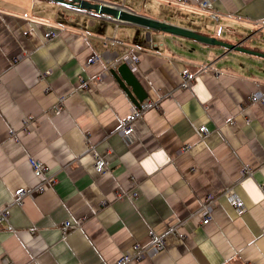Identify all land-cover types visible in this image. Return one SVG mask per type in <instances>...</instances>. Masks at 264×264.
I'll list each match as a JSON object with an SVG mask.
<instances>
[{"label": "crops", "instance_id": "1", "mask_svg": "<svg viewBox=\"0 0 264 264\" xmlns=\"http://www.w3.org/2000/svg\"><path fill=\"white\" fill-rule=\"evenodd\" d=\"M90 1L230 42L239 40L231 31L253 34L243 45L264 51V0H213L208 10L201 0ZM130 49L148 98L161 102L131 142L120 130L139 105L111 72ZM186 72L194 78L183 87ZM260 93L264 58L54 0H0V210L9 215L0 264H117L152 231L167 234L166 248L140 264H264V106L251 101ZM32 157L53 185L19 202L40 182Z\"/></svg>", "mask_w": 264, "mask_h": 264}, {"label": "built area", "instance_id": "2", "mask_svg": "<svg viewBox=\"0 0 264 264\" xmlns=\"http://www.w3.org/2000/svg\"><path fill=\"white\" fill-rule=\"evenodd\" d=\"M199 6L202 9L208 10L213 7V0H201L199 2ZM213 17L218 18L216 14H211ZM55 34V33H54ZM96 57L94 60H97ZM127 63L131 65L133 68L136 63L139 62V56L133 50H128L121 55H117L113 66L116 67L121 63ZM49 71H46L44 74H48ZM194 78L190 72H186L183 76V87H188L190 85L191 80ZM64 97H61L59 103L57 104V111H60L64 107ZM251 101L260 105L264 106V93L260 94H253L251 95ZM160 100L159 99H152L147 98L145 99L140 106L135 107L133 111L129 114V116L125 119L124 123L121 127V133L125 136L126 140L131 142L134 135H135V124L136 122L142 117L144 112L148 111L152 108L160 109ZM34 122L32 118L26 117L24 120V129H28L29 126ZM203 132L207 131L206 127L201 129ZM187 148V147H186ZM183 148V149H186ZM95 159H96V167L101 170H106L109 167V162L105 159V157L101 156L95 150ZM30 163L33 167L35 175L40 179L38 186L32 189H24L21 190L17 201L21 202L26 196H32L35 193H42L45 191L46 187L49 185H53V180L45 174L46 166L45 164L37 159V158H30ZM224 194L228 198V200L234 205L235 209L239 212H243L245 210V204L243 200L235 193L232 189H227L224 191ZM121 195V194H117ZM215 196L213 194H209L201 208V216L203 224H207L213 218V208L215 206ZM9 219L8 209L0 210V225ZM70 227L69 222H65L62 226V230L65 232ZM9 229H13V226H9ZM151 241L146 244L142 245L140 243H135L131 250H127L121 254L119 259L117 260V264H140L142 260H144L147 256H154L157 253L161 252L166 248V240L167 234H159L154 231L151 232ZM8 264V262H6Z\"/></svg>", "mask_w": 264, "mask_h": 264}, {"label": "water", "instance_id": "3", "mask_svg": "<svg viewBox=\"0 0 264 264\" xmlns=\"http://www.w3.org/2000/svg\"><path fill=\"white\" fill-rule=\"evenodd\" d=\"M59 3L69 4L73 7H78L80 9H85L89 11H93L95 13H100L103 15L111 16L117 20L131 22L134 24H138L153 30H160L163 32H167L173 34L175 36H180L184 38H190L197 40L201 43L211 44V45H220L227 50H235V51H243L248 54H252L254 56L264 58V51L250 48L248 46H244V42L250 40L253 34H241L236 31L234 32L239 40L237 42H230L226 40L219 39L214 36H210L208 34H204L197 30H193L191 28L183 27L178 24H174L165 20L156 19L144 14L137 13L135 11L129 10L123 5H117L114 3H110L107 1H98L93 2L90 0H54ZM255 67V65H253ZM255 69V68H251ZM257 70V69H256ZM114 77L117 79L121 87L130 97V99L140 105V103L148 97V94L143 87L142 83L133 72L131 67L127 63H122L117 68L111 70Z\"/></svg>", "mask_w": 264, "mask_h": 264}, {"label": "rangeland", "instance_id": "4", "mask_svg": "<svg viewBox=\"0 0 264 264\" xmlns=\"http://www.w3.org/2000/svg\"><path fill=\"white\" fill-rule=\"evenodd\" d=\"M239 52H241V51H239ZM245 53H246V52H245ZM247 54H248V53H247ZM251 55H252V54H251ZM253 56H254V55H253ZM257 57H258V56H257ZM261 58H262V57H261ZM259 62H260V61H259ZM256 63H258V61H256L255 64H256ZM261 67H262V64H261Z\"/></svg>", "mask_w": 264, "mask_h": 264}, {"label": "bare ground", "instance_id": "5", "mask_svg": "<svg viewBox=\"0 0 264 264\" xmlns=\"http://www.w3.org/2000/svg\"><path fill=\"white\" fill-rule=\"evenodd\" d=\"M259 59V58H258ZM165 98V97H164Z\"/></svg>", "mask_w": 264, "mask_h": 264}]
</instances>
